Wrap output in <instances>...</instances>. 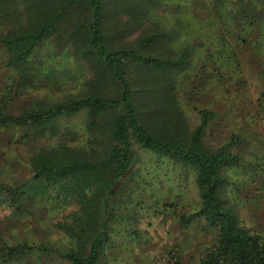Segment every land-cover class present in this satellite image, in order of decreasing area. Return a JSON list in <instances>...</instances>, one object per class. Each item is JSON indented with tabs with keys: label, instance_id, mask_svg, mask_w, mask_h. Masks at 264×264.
<instances>
[{
	"label": "trees",
	"instance_id": "trees-1",
	"mask_svg": "<svg viewBox=\"0 0 264 264\" xmlns=\"http://www.w3.org/2000/svg\"><path fill=\"white\" fill-rule=\"evenodd\" d=\"M226 3L215 0V17L226 16ZM261 3L262 7L251 9V16L264 15ZM115 4L135 27L150 19L164 0H116ZM242 8L247 14L244 0ZM106 18L105 0H0V46L16 76L10 95L56 84L57 79L34 65L33 58L45 43L55 48V60L62 52L69 56L71 50L88 72L76 88L36 97L16 114L0 112V126L18 127L25 133L23 142L31 144L32 179L50 199L78 208L68 221L55 225L74 242L61 257L69 264H105L112 201L135 160V141L196 171L201 207L187 221L201 217L217 233L200 254L199 264H264V235L242 224L221 196L229 170L241 167L245 156L232 151L233 139L208 145L205 134L215 114L201 110L200 124L191 128L176 96L182 75L192 68V52L188 48L175 54L152 52L164 40L181 41L183 32L158 30L135 45L117 46L115 39L130 34V28L116 25L110 35ZM83 112L82 133L63 123ZM29 190L27 182L0 184V193L15 208L29 199ZM7 248L14 256L32 246Z\"/></svg>",
	"mask_w": 264,
	"mask_h": 264
},
{
	"label": "rangeland",
	"instance_id": "rangeland-1",
	"mask_svg": "<svg viewBox=\"0 0 264 264\" xmlns=\"http://www.w3.org/2000/svg\"><path fill=\"white\" fill-rule=\"evenodd\" d=\"M115 1L105 0L107 31L113 35L116 25L130 28V34L115 39L117 46L135 45L144 35L158 30L183 32L181 41L164 40L152 52L175 54L184 48L192 52V68L182 75L176 96L191 128L200 124L201 110L215 114L205 134L208 145L219 146L233 139L232 151L245 156L241 167L229 170L221 196L242 224L263 230L264 235V15L251 16V9L262 7L264 0H244L247 14L243 0H227L222 19L213 12L215 0H164L150 19L135 27L129 15L117 10ZM67 52L69 56L62 52L55 63V48L45 43L34 56V65L57 79L56 84L10 95L16 76L0 46V112L16 114L36 97L76 88L88 72L72 57L71 50ZM84 116L83 112L63 123L82 133ZM9 129L6 133L0 130V141H10L6 152L14 163L11 171L6 166L0 184L27 182L30 197L15 208L7 201L3 205L7 196L0 193V226L11 223L10 243L17 242L14 235L20 232L25 236L22 244L32 249L10 256L8 248L0 245V264H69L61 252L68 251L74 242L55 225L68 221L78 208L62 199H50L32 179L31 144L23 142V130L13 125ZM133 149L135 160L112 201L105 264L114 257L118 264L126 263L133 253L153 264H199L200 254L213 244L217 233L201 217L187 221L201 207L196 171L135 141Z\"/></svg>",
	"mask_w": 264,
	"mask_h": 264
},
{
	"label": "crops",
	"instance_id": "crops-1",
	"mask_svg": "<svg viewBox=\"0 0 264 264\" xmlns=\"http://www.w3.org/2000/svg\"><path fill=\"white\" fill-rule=\"evenodd\" d=\"M1 131H3V133H6V131H9V127H1L0 128ZM9 142L10 141H5V140H1L0 141V178H5V174H6V166L9 165V171H11V168L13 166V158L11 154H8V152H6V148L9 147ZM9 159V160H8ZM4 185V184H3ZM4 201H7L6 198L4 200H2L3 205ZM5 203H8L9 207H12L10 202L7 201ZM11 224V223H10ZM8 223L4 224L3 226H0V245H3L5 248L9 247V246H14V245H18V244H22V241L20 240H24L25 236L22 235V233L20 232H15V237L18 238L17 242L14 243V245H12L9 241V239L12 237L11 236V225ZM258 230V229H257ZM259 232V230H258ZM263 232L260 231L259 233ZM7 239V240H6ZM25 241V240H24ZM2 246V247H3ZM136 256L135 253H133L130 258H128L126 261V263L123 262V264H153L149 259L147 260H143L140 259V257H134ZM116 257H114L112 260V262L109 260L108 264H118V259H115ZM139 260V261H138ZM148 261V262H147Z\"/></svg>",
	"mask_w": 264,
	"mask_h": 264
}]
</instances>
